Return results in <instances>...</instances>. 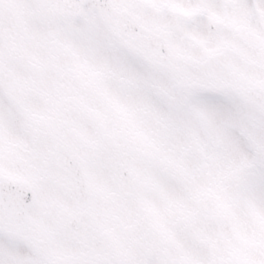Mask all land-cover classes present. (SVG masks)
Returning <instances> with one entry per match:
<instances>
[{
	"label": "snow or ice",
	"instance_id": "snow-or-ice-1",
	"mask_svg": "<svg viewBox=\"0 0 264 264\" xmlns=\"http://www.w3.org/2000/svg\"><path fill=\"white\" fill-rule=\"evenodd\" d=\"M0 264H264V0H0Z\"/></svg>",
	"mask_w": 264,
	"mask_h": 264
}]
</instances>
